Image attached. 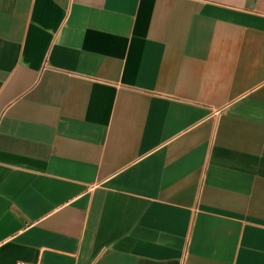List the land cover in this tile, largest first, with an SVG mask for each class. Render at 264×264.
I'll list each match as a JSON object with an SVG mask.
<instances>
[{
	"label": "crops",
	"instance_id": "1",
	"mask_svg": "<svg viewBox=\"0 0 264 264\" xmlns=\"http://www.w3.org/2000/svg\"><path fill=\"white\" fill-rule=\"evenodd\" d=\"M264 264V0H0V263Z\"/></svg>",
	"mask_w": 264,
	"mask_h": 264
},
{
	"label": "built area",
	"instance_id": "2",
	"mask_svg": "<svg viewBox=\"0 0 264 264\" xmlns=\"http://www.w3.org/2000/svg\"><path fill=\"white\" fill-rule=\"evenodd\" d=\"M3 264V263H0ZM9 264H42L38 261H29V260H24V259H16L13 262L9 263Z\"/></svg>",
	"mask_w": 264,
	"mask_h": 264
}]
</instances>
